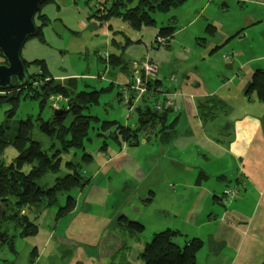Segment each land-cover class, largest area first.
<instances>
[{
  "label": "rangeland",
  "instance_id": "obj_1",
  "mask_svg": "<svg viewBox=\"0 0 264 264\" xmlns=\"http://www.w3.org/2000/svg\"><path fill=\"white\" fill-rule=\"evenodd\" d=\"M105 1H48L40 8L47 24L42 26L35 16L40 35L29 38L21 49L28 75L50 76L66 90H96L100 96L86 113L95 120H91L82 145L61 155L58 176L67 172L65 163L71 161L89 179L69 193L75 200L74 210L56 216L65 193L40 211L32 207L27 215L37 226L36 232L19 237L17 230H11V244L0 246V264H142L138 256L145 243L165 230L180 234L175 240L179 245L190 239L204 243L196 264H222V255L230 250L219 248V257L208 256L213 247L208 238L216 236L226 213L231 212V202L219 197L226 184L233 188L235 183L219 181L214 197L206 192L210 183L195 182L197 165L222 166L225 161L223 153L213 147L217 140L213 125L222 127L224 116L202 123L197 108L212 95L225 100L230 113L239 109L241 101L253 100L244 104L249 110L259 102L254 92L246 94V88L252 74L264 69V0H186L167 13L155 12L154 25L137 31L111 13L110 7L100 17L95 7ZM108 1L117 4L114 9L120 14L138 2ZM171 22L175 31L169 47L155 43L160 28ZM237 29L244 32L230 39ZM222 55L231 58L224 60ZM257 57L258 61L245 63ZM144 60L158 66L165 76L162 86L175 94L177 113L169 114L165 121L168 124L178 117L174 135L167 136L169 130L161 132V125H154L152 131L138 134L137 145H129L120 136L112 138V128L98 136L103 122L123 126L137 122L136 112L123 105L122 93L130 84L132 68ZM170 75L175 83L169 81ZM40 79V85L49 86L48 78ZM29 92L25 89L19 97L14 125L28 117L45 121L52 115L49 100L40 105L39 100L26 96ZM9 109L8 104L0 105V125ZM32 136L42 149L56 144L36 127ZM203 152L213 158L206 161ZM15 156L16 151L7 146L2 159L8 164ZM50 175L41 183L49 185L53 181ZM119 216L140 224L143 231L133 235L120 228Z\"/></svg>",
  "mask_w": 264,
  "mask_h": 264
},
{
  "label": "trees",
  "instance_id": "obj_2",
  "mask_svg": "<svg viewBox=\"0 0 264 264\" xmlns=\"http://www.w3.org/2000/svg\"><path fill=\"white\" fill-rule=\"evenodd\" d=\"M185 1L138 0L135 6L125 8L121 14L114 9L117 4H108V0L99 2L100 7L95 8L100 17H103V13L110 7L111 13L121 16L125 22L129 23L137 31L142 26L154 25L153 15L155 12L167 13L170 9L181 6ZM40 8L35 16H37L39 23L43 26L47 24L48 18L40 13ZM171 24L172 22L166 27L160 28L154 39L155 43L166 44L169 47L170 38L175 31L174 25ZM37 35H40L39 27H37ZM157 38H161L162 41L157 42ZM1 62L3 60L0 57ZM22 62L26 70V62L24 60ZM154 65L156 64L154 63ZM160 74L163 73L160 72ZM42 76L49 79V86L40 85V77ZM42 76H30L27 73L28 79L23 86H16L11 90H0V105H10V109L5 113V119L0 125V246L11 244L14 238L11 230L13 232L17 230L19 237L34 234L37 226L30 220L27 212L32 207H38L36 211H40L41 208L51 206L56 202L58 194L65 193L67 196L64 204L58 207L56 216L61 217L73 211L75 200L69 194L70 191L89 182V179L84 176L80 165L71 161L65 163L67 172L64 175L58 176L57 173L60 169L61 155L72 149L79 148L82 145V140L87 136L90 122L95 119L86 113L90 106L97 102L100 92L96 90L80 93L71 92L52 77ZM161 81L162 78L156 82V85L161 88L162 92L170 93L168 89L162 86ZM25 89L31 91L26 96L30 95V98L39 100L40 105H44L48 100L51 103V97L60 96L64 106L61 108L58 106L56 111H61V113L54 115L55 109L50 104L52 115L48 120L44 121L39 116L36 118L28 117L14 125L13 116L19 97ZM253 92L259 100H264V70L258 69L252 74L246 88V94ZM116 98L119 100V95ZM155 102L153 100L145 103L142 100L139 106H134L130 109L127 105L129 112H136L137 122L131 126L103 122L99 128L100 133L98 136H104V132L112 128L110 133L112 138L117 139L120 136L129 145H137L138 134L146 132V129L152 131L150 129L154 125H161V132L169 130L167 136L174 135L178 117L174 116L168 124L165 121L169 114L177 110V106L171 112L157 111L153 109ZM209 103L199 104L198 110L200 112L207 111ZM212 109L213 106L210 110ZM130 116L133 117L132 115ZM203 116L205 117V115ZM68 118L71 120L66 124L65 122ZM35 127L48 139L55 141L56 144L52 143L48 149H42L41 144L35 141L32 136ZM147 135L148 133L145 137ZM7 146H11L16 151V156L8 164H5L2 158ZM84 154L85 156L88 155L87 153ZM87 157L89 158V156ZM48 175L53 176V181L49 185L41 183ZM117 223L120 228L133 235L140 234L144 229L140 224L128 221L124 216H119ZM179 237L180 234L178 232L171 230L153 234L138 256L142 264H196V255L202 248V242L198 239H190L179 245L175 242L176 238ZM33 254L35 255V252Z\"/></svg>",
  "mask_w": 264,
  "mask_h": 264
},
{
  "label": "crops",
  "instance_id": "obj_3",
  "mask_svg": "<svg viewBox=\"0 0 264 264\" xmlns=\"http://www.w3.org/2000/svg\"><path fill=\"white\" fill-rule=\"evenodd\" d=\"M242 32L243 29H237L230 35V39H237ZM259 58H251L245 63L256 62ZM231 64L232 62L226 67L230 68ZM168 92L175 96L169 89ZM205 102H210L207 111L200 112L197 108L199 121L207 123L214 121L218 115L224 116L221 120L224 121L222 127L213 125L217 130L214 133L217 140L213 147L223 153L225 161L222 166L197 165L195 182L203 180L202 182L210 183L206 192L216 197L215 188L221 185L219 181L233 180V188L238 192L235 199L228 201L231 202V212L226 213L216 236L213 238L209 235L208 240L213 247L209 248L211 254L208 256L219 257V248L227 247L230 251L228 255H222V264H264V100L253 104L252 110L244 107V104H251L253 100L241 101L239 109L231 113L225 100L214 95L204 98L199 104L203 105ZM212 106L213 109L210 110ZM203 153L206 161L213 158L209 153ZM228 188L231 187L226 184L223 193ZM222 195L219 197L221 200Z\"/></svg>",
  "mask_w": 264,
  "mask_h": 264
},
{
  "label": "water",
  "instance_id": "obj_4",
  "mask_svg": "<svg viewBox=\"0 0 264 264\" xmlns=\"http://www.w3.org/2000/svg\"><path fill=\"white\" fill-rule=\"evenodd\" d=\"M48 0H0V90L23 86L28 77L20 52L37 35L34 16ZM230 65V64H229ZM61 111H54V115Z\"/></svg>",
  "mask_w": 264,
  "mask_h": 264
},
{
  "label": "built area",
  "instance_id": "obj_5",
  "mask_svg": "<svg viewBox=\"0 0 264 264\" xmlns=\"http://www.w3.org/2000/svg\"><path fill=\"white\" fill-rule=\"evenodd\" d=\"M162 41L157 38V42ZM224 60L229 59V55L222 56ZM160 74L159 69L154 63L149 60H144L138 65H135L131 71L130 84L125 88L122 93V103L124 106H129V109L134 106H139L143 100L145 103L156 101L153 109L157 111H174L176 109L174 103V95L162 92L161 88L156 85L160 78H164ZM170 81L174 82V76H169ZM61 97L57 96L56 99H51V106L53 109H58V103ZM238 196L236 188H228L223 193V201L227 203Z\"/></svg>",
  "mask_w": 264,
  "mask_h": 264
}]
</instances>
